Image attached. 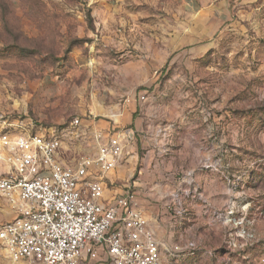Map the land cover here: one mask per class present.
<instances>
[{
	"label": "rangeland",
	"instance_id": "1",
	"mask_svg": "<svg viewBox=\"0 0 264 264\" xmlns=\"http://www.w3.org/2000/svg\"><path fill=\"white\" fill-rule=\"evenodd\" d=\"M90 122L149 143L105 197L145 189L163 264H264V0H0V132L59 136L75 163Z\"/></svg>",
	"mask_w": 264,
	"mask_h": 264
},
{
	"label": "built area",
	"instance_id": "2",
	"mask_svg": "<svg viewBox=\"0 0 264 264\" xmlns=\"http://www.w3.org/2000/svg\"><path fill=\"white\" fill-rule=\"evenodd\" d=\"M81 124L75 119L71 126L77 131ZM95 138L96 153L67 163L59 136L0 132V147L13 165L0 177V196L17 208L13 220L0 222L7 264H163L133 193L105 198L104 176L121 162L135 130L116 127Z\"/></svg>",
	"mask_w": 264,
	"mask_h": 264
},
{
	"label": "crops",
	"instance_id": "3",
	"mask_svg": "<svg viewBox=\"0 0 264 264\" xmlns=\"http://www.w3.org/2000/svg\"><path fill=\"white\" fill-rule=\"evenodd\" d=\"M89 124H90L91 129H92L94 134L96 132H101V133H103V135H105V138L108 137V135H110L111 130H109V129H106L104 132H102L103 131L102 129L104 127H103V125H101V123L90 122ZM81 126H84L83 123L81 124ZM135 129H136L135 130L136 131V139H137V136L139 138L137 140L135 139L133 141V143L128 145L125 152L127 153V156H126L127 161L133 160V161L137 162L139 159V155H138L139 149L148 146L149 143L147 141H145L141 135L139 136V132L141 131L140 128L138 126H136ZM88 132H90V130H88ZM81 133H82V135L85 134L84 129L81 131ZM89 134H90V136H88V137H90V138L93 137L92 133H89ZM63 147H64V145H63ZM97 149H98V147H97ZM96 152H97V150H96ZM150 154L151 153L148 152V156H150ZM122 160H123V158H122ZM142 161H144V159H142ZM139 181L144 182V179L141 178V180H139ZM132 193L134 195L135 204H136L137 208L142 212L145 220L147 221V225H148L149 229L154 232L155 237H156V239H157V241L160 244V247L162 249L163 243H164L163 242V236H162V225H161V223H159L157 221L159 216L157 217L158 213L155 210V207L153 206L151 199L148 197L149 195H147L145 193L144 188H137L136 191H133ZM118 196H120V195H118ZM111 198H115V197H111ZM161 252H162V250H161Z\"/></svg>",
	"mask_w": 264,
	"mask_h": 264
}]
</instances>
